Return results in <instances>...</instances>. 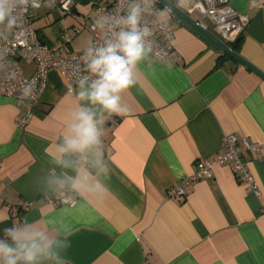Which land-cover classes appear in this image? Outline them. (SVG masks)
<instances>
[{
  "label": "crops",
  "instance_id": "0c3cea01",
  "mask_svg": "<svg viewBox=\"0 0 264 264\" xmlns=\"http://www.w3.org/2000/svg\"><path fill=\"white\" fill-rule=\"evenodd\" d=\"M113 1L75 0L71 14L50 1L33 12L32 26L49 46L68 31L69 52L84 55L97 5ZM171 2L214 33L196 0ZM229 2L248 20L239 42L229 47L264 73V0ZM159 6L160 20L175 33V61L150 54L136 85L123 95L126 112L105 121L103 153L111 172L103 199L77 197L72 208L44 202L53 148L76 104L67 93L78 85L51 71L23 129L16 125L23 106L0 95V236L13 224L64 214L73 226L63 253L67 264H264V155L248 157L260 195L240 183L230 166L183 185L185 196L171 194L199 162L223 154L227 135L264 144V79ZM20 64L27 76L35 72L34 64ZM20 202L32 207L22 210Z\"/></svg>",
  "mask_w": 264,
  "mask_h": 264
},
{
  "label": "clouds",
  "instance_id": "9594fccd",
  "mask_svg": "<svg viewBox=\"0 0 264 264\" xmlns=\"http://www.w3.org/2000/svg\"><path fill=\"white\" fill-rule=\"evenodd\" d=\"M29 7L39 9L40 0H0V41H8L22 26ZM145 13H152L151 0H129L126 15L96 21L94 30L103 34V43L86 47L83 60L89 75L79 79L76 89L68 90L67 96L74 97L76 104L53 148L52 175L42 189L46 197L101 200L106 195L105 180L111 169L103 153V125L113 115L126 112L123 95L136 85L139 66L152 53V29L142 24ZM33 86L34 81L24 85L21 100L33 95ZM48 206H53L52 199ZM72 235L73 226L64 214L5 227L0 236V264H67L63 253Z\"/></svg>",
  "mask_w": 264,
  "mask_h": 264
},
{
  "label": "built area",
  "instance_id": "2783aa9c",
  "mask_svg": "<svg viewBox=\"0 0 264 264\" xmlns=\"http://www.w3.org/2000/svg\"><path fill=\"white\" fill-rule=\"evenodd\" d=\"M50 1L56 2L58 10L65 14H71L75 7V0H40L39 9L45 7ZM196 2L202 7L204 17L212 23L214 33L228 46L239 39L248 25V20L231 7L229 0H196ZM128 3L129 0H114L110 5H97L95 17L90 20L89 25L92 44L103 43V34L94 30L96 21L101 17L126 15ZM151 8L152 13H145L142 19V24L147 25L153 32L150 38L151 54L159 61L172 63L175 61L171 58L174 50V30L155 14L160 13V6L156 0H151ZM39 9L29 7L27 13L23 15L22 26L9 36L8 41H0V95L14 99L23 106L22 115L16 123L20 129L31 122L34 111L47 89L51 71H57L73 86L78 85L79 79L89 75L85 70L84 55L69 52L72 38L68 31L60 34L59 41L55 45L49 46L39 41L37 31L32 26L33 12ZM203 26L206 27V25ZM64 51H67V54H64ZM21 62L34 64L35 72L27 76L21 67ZM33 81V95L21 100L22 88ZM223 150V154L219 157L199 162L194 173L171 192L172 196H185L186 190L183 185L210 178L217 166H230L240 183L246 185L250 192L260 195L259 184L248 165V157L264 155V144L249 139L239 141L235 135L231 134L226 136ZM48 199L53 200V207L72 208L77 204V199L61 201L45 196L44 202L47 205ZM19 207L25 210L31 208L32 204L20 202Z\"/></svg>",
  "mask_w": 264,
  "mask_h": 264
},
{
  "label": "water",
  "instance_id": "95a60500",
  "mask_svg": "<svg viewBox=\"0 0 264 264\" xmlns=\"http://www.w3.org/2000/svg\"><path fill=\"white\" fill-rule=\"evenodd\" d=\"M160 5L168 8L175 19L193 31L196 35H198L201 39H203L208 45H210L213 49L218 50L223 54L229 55L232 59L236 60L243 66L247 67L260 77L264 79V73L259 71L253 65H251L248 61L242 58L239 54H237L234 50H232L228 45H226L222 40H220L213 32L203 26L201 21H197L193 19L189 13L182 11L178 7H176L173 2L169 0H156Z\"/></svg>",
  "mask_w": 264,
  "mask_h": 264
},
{
  "label": "trees",
  "instance_id": "16d2710c",
  "mask_svg": "<svg viewBox=\"0 0 264 264\" xmlns=\"http://www.w3.org/2000/svg\"><path fill=\"white\" fill-rule=\"evenodd\" d=\"M238 42H239V39L235 42V44L238 43ZM235 44H234L233 46H235ZM234 48H235V47H234Z\"/></svg>",
  "mask_w": 264,
  "mask_h": 264
}]
</instances>
